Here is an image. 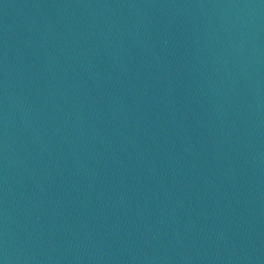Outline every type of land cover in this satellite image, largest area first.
Here are the masks:
<instances>
[{"label": "water", "instance_id": "water-1", "mask_svg": "<svg viewBox=\"0 0 264 264\" xmlns=\"http://www.w3.org/2000/svg\"><path fill=\"white\" fill-rule=\"evenodd\" d=\"M0 264H264V0H0Z\"/></svg>", "mask_w": 264, "mask_h": 264}]
</instances>
